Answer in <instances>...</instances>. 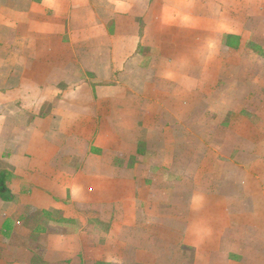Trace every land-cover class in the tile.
Here are the masks:
<instances>
[{
    "label": "crops",
    "instance_id": "0c3cea01",
    "mask_svg": "<svg viewBox=\"0 0 264 264\" xmlns=\"http://www.w3.org/2000/svg\"><path fill=\"white\" fill-rule=\"evenodd\" d=\"M0 171V264H264V0H0Z\"/></svg>",
    "mask_w": 264,
    "mask_h": 264
},
{
    "label": "trees",
    "instance_id": "16d2710c",
    "mask_svg": "<svg viewBox=\"0 0 264 264\" xmlns=\"http://www.w3.org/2000/svg\"><path fill=\"white\" fill-rule=\"evenodd\" d=\"M141 153V150H140ZM12 176L11 173L8 171H0V196L5 199L9 200L13 198V195L10 193L8 182L11 180ZM43 215L50 220L53 219V212L50 211H43ZM56 218L54 217V220Z\"/></svg>",
    "mask_w": 264,
    "mask_h": 264
},
{
    "label": "rangeland",
    "instance_id": "374dc122",
    "mask_svg": "<svg viewBox=\"0 0 264 264\" xmlns=\"http://www.w3.org/2000/svg\"><path fill=\"white\" fill-rule=\"evenodd\" d=\"M238 129H240L239 127H238ZM237 129V130H238ZM239 139H242V137H237V141H239ZM238 189H239V186H241V182H243L242 180H241V178H238ZM243 184V183H242ZM31 219H32V221H31ZM40 219H42V218H38V220H37V217L36 216H33L32 218H30V221H31V223H32V226L33 225H36L37 224V222L38 221H40Z\"/></svg>",
    "mask_w": 264,
    "mask_h": 264
}]
</instances>
